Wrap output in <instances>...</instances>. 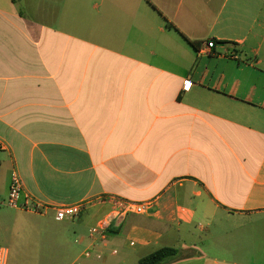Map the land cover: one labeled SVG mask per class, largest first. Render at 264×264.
Returning a JSON list of instances; mask_svg holds the SVG:
<instances>
[{
  "label": "crops",
  "instance_id": "obj_1",
  "mask_svg": "<svg viewBox=\"0 0 264 264\" xmlns=\"http://www.w3.org/2000/svg\"><path fill=\"white\" fill-rule=\"evenodd\" d=\"M0 139L3 201L96 202L16 210L34 258L264 264V0H0ZM107 196L155 208L92 238Z\"/></svg>",
  "mask_w": 264,
  "mask_h": 264
},
{
  "label": "built area",
  "instance_id": "obj_2",
  "mask_svg": "<svg viewBox=\"0 0 264 264\" xmlns=\"http://www.w3.org/2000/svg\"><path fill=\"white\" fill-rule=\"evenodd\" d=\"M215 47L216 44L214 41L208 42L207 50L209 52ZM204 51H202V53H208ZM231 58L238 60L240 59V55L238 53H235L231 56ZM188 87L189 84L187 83L184 88L188 89ZM5 148V142L0 139V151L4 150ZM100 202L108 204L110 206L106 218H104L97 227L90 230V236L92 238L98 237L100 240L106 239L107 231L112 224L120 223L125 217L130 214H149L155 208V203L153 201L136 203L115 196L104 197L100 200ZM94 203L96 202L88 201L59 207L45 204L39 200L32 198L29 195L24 194L23 181L16 171H13L11 174L10 187L6 200L3 201L0 197V206H6L10 209L20 210L36 216H45L49 211H53L55 214V218L58 221L77 219L83 211H85L90 205H93ZM84 255L85 257H90L91 252L87 251ZM8 258V249L0 247V264H7Z\"/></svg>",
  "mask_w": 264,
  "mask_h": 264
},
{
  "label": "rangeland",
  "instance_id": "obj_3",
  "mask_svg": "<svg viewBox=\"0 0 264 264\" xmlns=\"http://www.w3.org/2000/svg\"><path fill=\"white\" fill-rule=\"evenodd\" d=\"M18 213L14 209L6 206H0V247L7 248L9 258L7 264H54L58 260H46L32 257V252H29L26 240L32 236L31 230H27V222H18ZM21 223V225H19ZM82 250L75 256L78 257ZM93 256L86 258L81 255L75 264H106L109 261L108 256L97 258V253L92 251ZM76 258L66 260V264H72ZM131 264V263H129Z\"/></svg>",
  "mask_w": 264,
  "mask_h": 264
},
{
  "label": "trees",
  "instance_id": "obj_4",
  "mask_svg": "<svg viewBox=\"0 0 264 264\" xmlns=\"http://www.w3.org/2000/svg\"><path fill=\"white\" fill-rule=\"evenodd\" d=\"M195 254L193 250L183 251L175 248H163L142 258L139 264H172L177 261L193 258Z\"/></svg>",
  "mask_w": 264,
  "mask_h": 264
}]
</instances>
